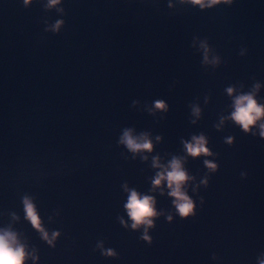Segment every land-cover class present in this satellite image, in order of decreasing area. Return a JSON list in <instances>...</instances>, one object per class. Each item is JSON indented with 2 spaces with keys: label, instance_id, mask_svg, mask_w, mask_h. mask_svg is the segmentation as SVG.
I'll return each mask as SVG.
<instances>
[{
  "label": "water",
  "instance_id": "obj_1",
  "mask_svg": "<svg viewBox=\"0 0 264 264\" xmlns=\"http://www.w3.org/2000/svg\"><path fill=\"white\" fill-rule=\"evenodd\" d=\"M248 93L264 105V0H0V231L23 264H261L264 117L247 132L230 118ZM126 129L151 151H130ZM200 135L210 155L193 157ZM174 157L187 217L152 183ZM131 190L154 198L149 240Z\"/></svg>",
  "mask_w": 264,
  "mask_h": 264
},
{
  "label": "clouds",
  "instance_id": "obj_2",
  "mask_svg": "<svg viewBox=\"0 0 264 264\" xmlns=\"http://www.w3.org/2000/svg\"><path fill=\"white\" fill-rule=\"evenodd\" d=\"M24 2L27 4L29 0H24ZM59 2L60 0H48V6H54ZM189 2L204 8L206 6L211 7L214 4L221 3L222 0H189ZM223 2L228 3L230 0H223ZM61 23L62 21H57L56 24L52 26L53 30H58ZM201 47L205 49L206 53L207 45L202 42ZM205 60L207 61V54H205ZM256 88H259V85H256ZM227 92L231 95L233 89L229 87ZM154 107L157 109H164L166 105L163 101H156ZM193 111L199 114L198 108H194ZM261 117H264V105L257 103L253 93L238 95L234 98V111L231 113L230 118L240 125L245 132L249 131L250 126L256 124ZM259 127L260 135L264 137V123L260 124ZM157 139H159V137H157ZM120 142L125 144L127 148L134 153L142 150L151 151L152 149V143L147 138L146 134H142L137 138L131 134V130L129 129L124 131L120 138ZM205 144L206 141L203 135L198 137L194 136L192 142L185 144V148L187 153L193 157L201 154L210 155L209 149ZM204 163L209 169L215 170L216 165L214 163L208 160H205ZM153 166L162 167L158 165L156 158H153ZM188 179H190V177L182 168L180 160L174 157L169 162L168 167L158 172L152 181L154 187L159 186L162 180L167 181V187L170 189L168 195L174 198L173 204L181 217L189 216L193 213L194 209L193 200L182 190V186ZM202 183H206V181H202ZM23 203L26 218L31 222L34 228L41 232L43 238L51 244L52 241L49 240L47 232L41 227L40 219L31 201L25 197ZM125 208L128 217L132 221L131 227L135 229L139 225H145L146 228L143 239L149 240L150 238L146 234L147 227H151L153 224L151 217L158 215L154 208V198L148 195L141 196L135 190H131ZM168 219L170 220L171 217H168ZM121 223H123V221H121ZM56 235H58V233L54 232L53 239ZM107 254L112 255L113 253L109 250ZM24 259V246L18 243L16 234L7 230L0 231V264H23ZM261 264H264V261H262Z\"/></svg>",
  "mask_w": 264,
  "mask_h": 264
}]
</instances>
